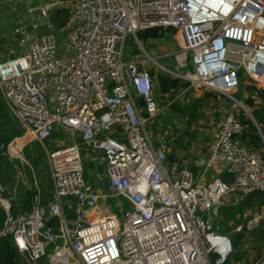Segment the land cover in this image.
<instances>
[{
	"label": "built area",
	"instance_id": "1",
	"mask_svg": "<svg viewBox=\"0 0 264 264\" xmlns=\"http://www.w3.org/2000/svg\"><path fill=\"white\" fill-rule=\"evenodd\" d=\"M63 2L0 0V93L27 137L10 161H19L14 168L24 179L21 151L39 143L53 190L46 205L36 199L17 216L0 185V239L11 238L21 259L49 264H226L233 246L222 234L220 209L235 194L264 197V160L239 139L238 116L226 113L212 126L200 175L169 162L150 129L173 101L169 94L158 103L152 72L237 103L232 94L243 77L264 81V1ZM55 10L66 12L63 23L52 19ZM153 28L176 31L173 51L158 58L147 52L138 34ZM128 37L141 55L125 61ZM82 152L96 185L85 180ZM213 164L232 180H204ZM113 197L128 210L118 202L121 215L111 209L108 217L101 203ZM260 222L255 214L234 231ZM251 264H264V256Z\"/></svg>",
	"mask_w": 264,
	"mask_h": 264
},
{
	"label": "rangeland",
	"instance_id": "2",
	"mask_svg": "<svg viewBox=\"0 0 264 264\" xmlns=\"http://www.w3.org/2000/svg\"><path fill=\"white\" fill-rule=\"evenodd\" d=\"M64 1L63 4L66 3L65 7H68L67 3L73 0H61ZM264 1V0H263ZM52 19L54 21H60L66 19V13L64 11H54L52 15ZM169 30V29H168ZM174 35L176 31H174ZM155 40H149L146 42H142L145 46L147 52L152 55L154 58H158L162 55L164 52L173 51L175 48L174 44V37H172L171 40H166L163 38L162 40L158 42H154ZM0 52H4V49L2 45H0ZM162 52V53H161ZM132 55H141L140 50L137 48L136 43L133 41L131 37H128L125 48H124V56L125 61L129 59ZM159 62L163 64H168L170 61L168 59H161L159 58ZM154 72V85H155V96L157 97V101L159 104L163 103L165 100H167L166 97H162L157 89V76L158 73L156 71ZM195 95L197 97H202L205 100V103L203 104L200 112L201 116L200 119L193 123L192 125L188 124L186 118H183L180 113H175L171 109L169 112L164 114L163 116H160L156 119V122L151 126L150 130H154V143L155 146L158 147L160 144V141H163L166 146V153L168 156L175 154L177 156L178 152H181L183 154L187 153L189 149L192 148L193 142L192 140H195V143L197 146L202 147L204 143H207L210 139V132L212 131V127H208V124L217 122L218 119L223 118L226 113H232L238 116V118L241 120V117L247 120H250L253 126L256 128V134L264 140V123L259 124L256 120L257 116L255 113L261 114L263 111V102L258 97V94L262 91H264V81L263 82H257L253 81L250 78H242L241 86L240 88L234 92L232 95L236 99L237 103L231 102L226 98H223L221 96H212L211 98H207L205 96L206 92L202 89H196ZM170 96V95H169ZM210 99V100H209ZM178 104H180L181 107L187 106L188 102L185 99L184 96H180L178 99ZM251 102V103H250ZM218 111V112H215ZM212 112V113H210ZM213 117H215L214 121H212ZM209 131V132H208ZM247 134V131L245 132ZM68 137V140L70 142L73 140L69 134H66ZM62 137V136H61ZM78 140V138L76 137ZM213 140V137H212ZM60 141L63 142L61 139ZM206 141V142H205ZM249 141V140H248ZM247 139L245 140V144L247 145L249 142ZM212 142V141H211ZM51 149H55L57 146L53 145L52 142L46 141L45 142ZM66 141L64 142V145H66ZM251 146V145H250ZM28 147V152L30 155L36 156L38 152H42V158L39 161L40 165L42 167L41 171L36 170L33 167V174L31 172H28V170L24 168V179H21L16 172H13L11 183H6L4 185H1L5 192H8L12 198H14L13 201L17 202L19 201L20 193L25 192H34V194H37L38 189L41 190V186L43 184H46L45 178L46 173H48L47 165H46V158L44 155V152L42 151V147L39 143L36 142H30L24 146V148ZM61 147V146H58ZM253 147V146H252ZM254 148V147H253ZM260 152V155L262 159L264 160V146L262 145L260 149H255ZM84 157V154L82 152V158ZM89 160L86 158H83V166L85 169V173L87 175V183L96 185L97 182H95L94 178L92 177V169L93 167H89ZM43 165V166H42ZM40 171V172H39ZM104 167L102 169H97L96 174H102L103 175ZM42 173V175H41ZM227 176L228 179L232 180L231 176H228L227 174L223 173ZM213 175V172L208 173V178ZM41 177V178H40ZM220 177V176H218ZM42 179L44 180L42 182ZM23 181V182H22ZM49 188V184H48ZM99 191H103L106 193L105 189H102V185H98L96 188ZM46 194H50L49 190H46ZM41 196H43V193L40 192ZM22 195V194H21ZM26 196V195H25ZM239 197V195H234V198ZM47 200H49L47 198ZM108 201H103L102 209L107 211L108 208L106 206V203ZM121 203L124 206V212L128 210V207L124 200L121 198L113 197L111 199L110 205L111 209H113L115 216H120V211L115 208L117 203ZM12 204V202H11ZM103 204L105 206H103ZM30 211V210H29ZM28 211V212H29ZM262 211L264 212V207L261 208H255L251 211H246L243 216V220L245 221L249 220L252 216L255 214H262ZM27 212V213H28ZM111 212V211H110ZM26 213V214H27ZM19 215H25V214H17ZM264 217V215H263ZM242 220V221H243ZM238 225L234 222H229L227 229V235L231 240L232 246H233V254L231 258H229L226 262V264H251L253 262H256L259 260L262 255L264 254V248L260 241H258L257 236L253 235H247L244 240H241L240 233H236L234 230ZM222 234H224L222 232ZM23 262H26L27 264H49L48 260L46 258H40L38 261H31L29 260L28 256L25 254L24 257H22Z\"/></svg>",
	"mask_w": 264,
	"mask_h": 264
},
{
	"label": "trees",
	"instance_id": "3",
	"mask_svg": "<svg viewBox=\"0 0 264 264\" xmlns=\"http://www.w3.org/2000/svg\"><path fill=\"white\" fill-rule=\"evenodd\" d=\"M59 22L61 24L64 21L60 20ZM173 36H174V32L172 30H163L160 28L149 29L147 31L138 34V38L142 41H147L149 39L163 38V37L166 40H171ZM152 75L154 77V72H152ZM188 87H189V83L186 81H179L171 78L170 76H166L163 74H158L157 76V89L159 94L162 97H165V95L170 94V100L173 101L170 109L175 113H180L183 118H186L188 124L192 125L193 123H196L200 119L201 116L200 110L204 104L205 99L202 97H197L192 89L187 90ZM185 89L187 91L183 95L185 99L188 101V104L183 108L180 106V104H178L177 99L179 98L178 96L180 95V93H182L183 90ZM205 96L207 98L209 97L211 98L213 95L207 92ZM258 97L262 100L264 107V91L263 92L261 91L258 94ZM255 114L257 116L256 118L257 122L259 124L264 123V108L261 114L259 113H255ZM241 123L244 127V131L239 139L243 143L245 142L246 139L247 141L249 140L250 142L248 141L249 143L247 145L252 149H260L262 145L264 146V140L256 134L257 132L256 128L253 126L251 121L241 117ZM246 131L247 134L245 133ZM23 133H24L23 129L11 118L9 110L0 93V185L13 182L12 173L15 172V170L13 164L9 161V159L6 156L7 146L15 138L21 137ZM27 148L28 147L24 148V155L26 159L29 162H31V164L35 168H38V164L42 158L43 153L40 151L36 154V156L30 155ZM168 160L169 162H176L177 157L175 154H172L168 156ZM88 166L91 167L92 166L91 163H89ZM190 170L193 171V173H195L196 171L195 168L193 167H191ZM220 178L228 183L231 181L224 174H221ZM85 180L87 181L86 173H85ZM4 197L8 198L9 195L4 193ZM31 197H32L31 192H26L25 198L27 199L28 204L31 201ZM110 202L111 200H108V202L106 203V206L108 208L107 211L111 209ZM16 204L18 203L12 201L11 211L13 214H15ZM261 207H264V197L261 193L254 192L245 197H236L231 203H228L226 206L220 209V215L223 218V233L227 235L225 229H227L226 227L228 226L229 222H234L237 225L244 224V222L247 221V220L245 221V219L243 220L244 213L246 211H251L255 208H261ZM112 215L113 214L111 213L108 215V217H112ZM252 215L253 214H251V218L253 217ZM4 217H5L4 211L0 208V229L3 226ZM248 234L257 236L258 241L261 242L264 248V222H260L257 226L253 227L248 231L241 232L240 233L241 240H244ZM21 263H22V259L20 257L18 248L15 245L14 241L11 238L0 239V264H21Z\"/></svg>",
	"mask_w": 264,
	"mask_h": 264
},
{
	"label": "crops",
	"instance_id": "4",
	"mask_svg": "<svg viewBox=\"0 0 264 264\" xmlns=\"http://www.w3.org/2000/svg\"><path fill=\"white\" fill-rule=\"evenodd\" d=\"M193 91L195 92V90L193 89ZM207 93V92H206ZM213 95V94H212ZM213 96H216V95H213ZM210 100V99H209ZM188 102V101H187ZM204 103H205V101H204ZM215 112H218V111H215ZM210 113H212V112H210ZM215 117H213V119H212V121H214L215 119H214ZM221 119V118H220ZM220 119H218V120H220ZM217 120V121H218ZM215 124V123H214ZM208 127H212L213 126V123H211V124H208L207 125ZM209 132V131H208ZM212 137H213V134L210 132V140L207 142V143H204V145L202 146V147H199V146H197L196 145V143H195V140H192V142H193V145L194 146H192V148L191 149H189L188 150V152L187 153H185V154H183V153H181V152H178L177 153V161H176V163H178V164H180V165H183V166H186V167H188L189 169L191 168V167H193V168H195V175H200V173L202 172V170L205 168V165H206V163H207V161H206V153H207V149H208V146H209V144L211 143V141H212ZM22 138V136L21 137H18V138H15L8 146H7V151H6V156H7V158L9 159V161H10V154H12V155H15L14 153H13V151H16V152H18V148H12V145H13V143L16 141V140H19V139H21ZM206 142V141H205ZM14 147V146H13ZM43 151V150H42ZM17 155V154H16ZM45 155V154H44ZM21 157L26 161V163L28 164V165H25V170L27 169L28 170V172H31L32 174H33V165L31 164V162H29L27 159H26V157H25V155H24V147H23V149H22V151H21ZM12 164H13V167H14V165L16 164V165H19V161L18 160H14V161H10ZM43 166V165H42ZM24 168H23V171H22V174L24 173ZM35 168V167H34ZM37 171L38 170H40L41 171V169H42V167H41V165H40V162H39V164H38V168H35ZM99 169H102V168H99ZM14 170H15V168H14ZM39 171V172H40ZM220 171V168H219V165L218 164H213V165H210V167L208 168V173L209 172H213V175H211V177L210 178H212V177H217V176H220L221 175V172H219ZM15 172H16V174L18 175V171H16L15 170ZM193 172V171H192ZM41 175H42V173H41ZM102 175V174H101ZM19 176V175H18ZM23 176H24V174H23ZM41 178V177H40ZM210 178H208V174L206 175V177H205V179L204 180H209ZM22 179V178H21ZM46 182V184H43L42 186H41V190H39L38 189V193L37 194H34V192H31V201H30V203L28 204V202H27V199L25 198L26 196V192L25 193H20L19 195H20V199H19V201H17L16 203H18V204H16V210H15V214L14 215H17V214H25V213H27L30 209H31V207H32V204L34 203V201L36 200V199H38V201L41 203V204H43V205H46L50 200H52V198H53V190H52V182H51V179H50V175H49V172L48 173H46V178L44 179ZM43 179H42V182L44 181ZM23 182V181H22ZM48 184H49V188H48ZM49 190V193L50 194H46L47 192H46V190ZM102 189H104V187L102 186ZM40 192H42L43 193V196H41V194H40ZM7 195L9 194L8 192H5ZM22 194V195H21ZM235 195H237V194H235ZM8 198H11V196L9 195V197ZM47 198L49 199V200H47ZM235 198H234V196L232 197V199H231V201H233ZM14 200V199H13ZM12 200V201H13ZM103 206H105L104 204H103ZM110 211H111V209L109 210V211H105L104 210V212L107 214V216L109 215V214H111L110 213ZM69 213V212H68ZM262 215H264V212L262 211ZM263 256H264V254H263Z\"/></svg>",
	"mask_w": 264,
	"mask_h": 264
},
{
	"label": "bare ground",
	"instance_id": "5",
	"mask_svg": "<svg viewBox=\"0 0 264 264\" xmlns=\"http://www.w3.org/2000/svg\"><path fill=\"white\" fill-rule=\"evenodd\" d=\"M27 141V137H24V138H21L19 140H16L13 145H12V148H15L16 144H20V145H23L25 142ZM14 146V147H13Z\"/></svg>",
	"mask_w": 264,
	"mask_h": 264
}]
</instances>
